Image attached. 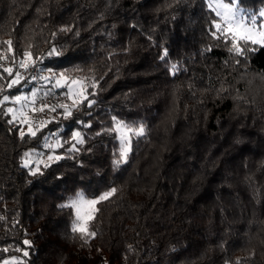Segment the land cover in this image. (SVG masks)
Wrapping results in <instances>:
<instances>
[{"label": "trees", "instance_id": "trees-1", "mask_svg": "<svg viewBox=\"0 0 264 264\" xmlns=\"http://www.w3.org/2000/svg\"><path fill=\"white\" fill-rule=\"evenodd\" d=\"M225 1L264 30V0ZM27 56L83 86L57 114L48 81L33 131L8 109ZM0 264H264V43L207 0H0Z\"/></svg>", "mask_w": 264, "mask_h": 264}, {"label": "rangeland", "instance_id": "rangeland-1", "mask_svg": "<svg viewBox=\"0 0 264 264\" xmlns=\"http://www.w3.org/2000/svg\"><path fill=\"white\" fill-rule=\"evenodd\" d=\"M207 1L219 16L220 20L225 24L227 30L233 32L238 37L250 39L258 44L264 43L263 21L258 20V16L245 13L244 10L234 2L230 3L225 0ZM29 64L30 57L27 56L19 64V67L23 70H29ZM40 78V84L44 81L43 83H45L46 86L49 80L41 77V75ZM49 84L53 85L48 87L60 88L62 94L66 95L67 99L62 103L65 104V108L67 109L72 107L83 96V86L80 80H71L60 76L55 78L53 82L49 81ZM38 89L39 85H36V87H34L28 94H21V96H18L8 107L11 115L20 120L22 124H25V128L28 131H33L34 124H40L42 118L51 116L53 112L52 106L36 107L34 105V98ZM34 111L39 112V114L42 115L40 118H37L38 120H33L32 114H34ZM115 127L121 143L122 153H125L129 145L130 131L119 121L115 122ZM73 137L75 141H79L80 139V136L77 133H74ZM53 155V149L48 148L42 155L29 156L26 160V164L32 162L34 168H36L38 163L47 161ZM95 202V199L87 198L80 192L71 200V205L76 216L74 228L79 230L85 229V222L91 216Z\"/></svg>", "mask_w": 264, "mask_h": 264}, {"label": "built area", "instance_id": "built-area-1", "mask_svg": "<svg viewBox=\"0 0 264 264\" xmlns=\"http://www.w3.org/2000/svg\"><path fill=\"white\" fill-rule=\"evenodd\" d=\"M19 71L22 75H27L30 74L31 79L37 84L39 85V89L36 91L35 94V98H34V105L37 106H53L56 102V99L58 97V93L54 90V91H47L44 89L43 86H45V83L42 82V84H40V74L38 72V68L34 67L30 70H23L21 67L19 68ZM48 84V83H47ZM65 104L62 103L60 105H54V111L55 113L59 114L62 112V107H64ZM65 108V107H64ZM66 109V108H65ZM35 115H37L38 117H41L42 115L39 114V112L34 111L33 112Z\"/></svg>", "mask_w": 264, "mask_h": 264}]
</instances>
